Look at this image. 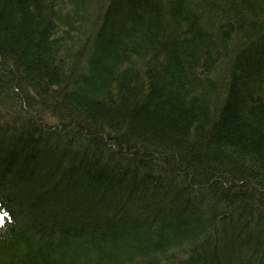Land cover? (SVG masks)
Listing matches in <instances>:
<instances>
[{
    "label": "trees",
    "instance_id": "obj_1",
    "mask_svg": "<svg viewBox=\"0 0 264 264\" xmlns=\"http://www.w3.org/2000/svg\"><path fill=\"white\" fill-rule=\"evenodd\" d=\"M8 140L0 264H264V0H0Z\"/></svg>",
    "mask_w": 264,
    "mask_h": 264
},
{
    "label": "rangeland",
    "instance_id": "obj_2",
    "mask_svg": "<svg viewBox=\"0 0 264 264\" xmlns=\"http://www.w3.org/2000/svg\"><path fill=\"white\" fill-rule=\"evenodd\" d=\"M35 108L39 109L38 105H36ZM35 108L30 112V114H31L32 112H33V113H32L33 115L36 113V109H35ZM34 110H35V112H34ZM50 122H51V124L54 123V119H53V120H50ZM26 128H27V126H26ZM26 130H27V129H26Z\"/></svg>",
    "mask_w": 264,
    "mask_h": 264
},
{
    "label": "bare ground",
    "instance_id": "obj_3",
    "mask_svg": "<svg viewBox=\"0 0 264 264\" xmlns=\"http://www.w3.org/2000/svg\"><path fill=\"white\" fill-rule=\"evenodd\" d=\"M201 238V237H200ZM262 251H263V247H262V249H261Z\"/></svg>",
    "mask_w": 264,
    "mask_h": 264
},
{
    "label": "snow or ice",
    "instance_id": "obj_4",
    "mask_svg": "<svg viewBox=\"0 0 264 264\" xmlns=\"http://www.w3.org/2000/svg\"><path fill=\"white\" fill-rule=\"evenodd\" d=\"M6 215V214H5Z\"/></svg>",
    "mask_w": 264,
    "mask_h": 264
}]
</instances>
